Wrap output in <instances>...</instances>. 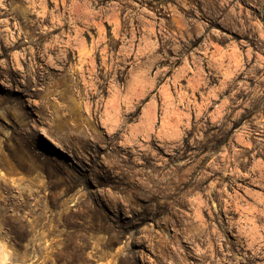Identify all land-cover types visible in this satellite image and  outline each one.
<instances>
[{
  "label": "rangeland",
  "instance_id": "374dc122",
  "mask_svg": "<svg viewBox=\"0 0 264 264\" xmlns=\"http://www.w3.org/2000/svg\"><path fill=\"white\" fill-rule=\"evenodd\" d=\"M0 264H264V0H0Z\"/></svg>",
  "mask_w": 264,
  "mask_h": 264
}]
</instances>
